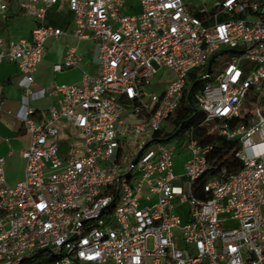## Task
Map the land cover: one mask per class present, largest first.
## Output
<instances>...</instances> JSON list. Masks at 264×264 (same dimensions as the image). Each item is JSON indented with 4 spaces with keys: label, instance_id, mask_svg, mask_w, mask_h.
Instances as JSON below:
<instances>
[{
    "label": "built area",
    "instance_id": "built-area-1",
    "mask_svg": "<svg viewBox=\"0 0 264 264\" xmlns=\"http://www.w3.org/2000/svg\"><path fill=\"white\" fill-rule=\"evenodd\" d=\"M57 1L14 0L35 26L29 38L0 33V63L21 75L16 118L29 136L14 185L0 158V264L37 252L52 257L43 264H264V142L243 145L264 127V0H67L73 37L94 43L97 74L54 84L57 100L35 117L26 100L45 90H31L33 74L46 41L65 34L46 18ZM223 51L210 81L207 63ZM81 60L68 46L52 68ZM194 70H203L193 93L203 123L235 142L233 174H209L211 147L192 126L176 144L162 141ZM61 122L72 129L65 157ZM201 178L204 198L192 194Z\"/></svg>",
    "mask_w": 264,
    "mask_h": 264
},
{
    "label": "crops",
    "instance_id": "crops-1",
    "mask_svg": "<svg viewBox=\"0 0 264 264\" xmlns=\"http://www.w3.org/2000/svg\"><path fill=\"white\" fill-rule=\"evenodd\" d=\"M7 6V12L0 11V33L6 40L29 38L35 26L34 20L19 13L14 0H7ZM55 17L59 21L55 20ZM46 18L48 23L56 21V24H52L65 34L46 41L42 60L33 74L31 90L33 92L45 90L42 97L29 96L26 100L25 106L34 112L35 117L46 114L57 100L58 96L47 92L54 84L78 83L82 72L91 76L97 74L94 43L91 40H76L73 37V24L67 0H58L57 4L47 11ZM68 46L75 47L82 60L77 67L55 72L52 67L61 62ZM20 77L16 64L7 61L0 63V158H4L5 180L10 185L22 179L25 160L21 156V151L29 145V136L16 118V113L22 105L23 90L18 86ZM256 134L257 132L250 137H256L253 144L264 142L258 139Z\"/></svg>",
    "mask_w": 264,
    "mask_h": 264
},
{
    "label": "trees",
    "instance_id": "trees-1",
    "mask_svg": "<svg viewBox=\"0 0 264 264\" xmlns=\"http://www.w3.org/2000/svg\"><path fill=\"white\" fill-rule=\"evenodd\" d=\"M51 23L56 24V21H51ZM226 60V55L218 56L211 64L210 76L208 80H213L218 70ZM189 84L187 87V92L182 97L179 107L176 110L172 122L174 124V130L171 133L165 134L162 141L171 140L174 137H179L182 132L193 127V134L197 137L199 143L203 147H211L210 152L207 156V160L211 165L209 174H216L220 169L224 168L226 174L230 175L238 171L241 167L240 161L234 155L235 142L227 140L224 136L219 135L216 131L209 132V127L203 123L204 114L200 111L193 99V93L196 89L200 88L202 85V78H196L194 73L189 74ZM252 103L251 98L246 99L243 112L250 108ZM182 125L180 132L173 136V133ZM203 179L196 181L193 185V195L198 198H204L203 193L199 191V185L202 183ZM39 258L34 263V259ZM52 257L48 254L42 255V252H37L30 257H28L22 264H43L45 262L51 261Z\"/></svg>",
    "mask_w": 264,
    "mask_h": 264
},
{
    "label": "rangeland",
    "instance_id": "rangeland-1",
    "mask_svg": "<svg viewBox=\"0 0 264 264\" xmlns=\"http://www.w3.org/2000/svg\"><path fill=\"white\" fill-rule=\"evenodd\" d=\"M218 1H220V0H189V2L193 6L205 4V5H207V7L214 6ZM54 19L59 21V19L57 17H55ZM59 23L61 24V22H59ZM161 71H164V69ZM192 73H194L196 75V78L198 79V74L203 73V70H201V71L194 70ZM219 123H220V121L218 122V124ZM56 127L60 131L59 136L56 138V141L58 144V150H59L58 154L60 157H65L66 152L68 150V142H69V137H70V133L72 132V129L68 123H59L56 125ZM256 136H258V139L264 140V127H262L257 132ZM255 138L256 137L248 138L247 140H245L243 142V145L246 146V145L253 144L254 142H256ZM168 143H170L171 145H174V144H176V139H171ZM182 161H183V158L181 156L176 159L175 164L178 168L181 166ZM178 243H179V245H181L180 241ZM42 255L45 256L46 253H42ZM36 260H40V259L39 258L34 259L33 262L35 263Z\"/></svg>",
    "mask_w": 264,
    "mask_h": 264
},
{
    "label": "water",
    "instance_id": "water-1",
    "mask_svg": "<svg viewBox=\"0 0 264 264\" xmlns=\"http://www.w3.org/2000/svg\"><path fill=\"white\" fill-rule=\"evenodd\" d=\"M224 52H225V51L220 52V53L215 54V55H213V56L210 57V59H209V61H208V63H207V66H206V75H208V76L210 75V68H211V64H212V62H213L218 56L223 55ZM181 128H182V125H180L179 128L173 133V136H176V135L180 132ZM139 153H140V152H139ZM138 155H139V154H138ZM135 161H136V160H134L133 163H135ZM26 259H27V258H24V259L21 260L18 264H21V263H22L23 261H25Z\"/></svg>",
    "mask_w": 264,
    "mask_h": 264
},
{
    "label": "bare ground",
    "instance_id": "bare-ground-1",
    "mask_svg": "<svg viewBox=\"0 0 264 264\" xmlns=\"http://www.w3.org/2000/svg\"><path fill=\"white\" fill-rule=\"evenodd\" d=\"M251 150H252V149H251ZM251 150H250V151H251Z\"/></svg>",
    "mask_w": 264,
    "mask_h": 264
}]
</instances>
